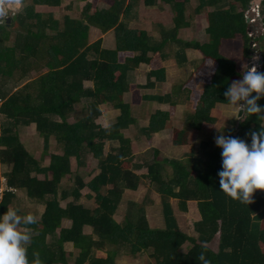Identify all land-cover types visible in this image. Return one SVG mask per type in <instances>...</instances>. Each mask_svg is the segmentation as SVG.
Instances as JSON below:
<instances>
[{"label":"trees","instance_id":"obj_1","mask_svg":"<svg viewBox=\"0 0 264 264\" xmlns=\"http://www.w3.org/2000/svg\"><path fill=\"white\" fill-rule=\"evenodd\" d=\"M62 1L24 0L23 12L12 16L9 23L5 20V24H0V32L7 26L19 28L11 47L3 45L8 34L4 40L0 37V48H5L0 49V77H11L13 73L6 69L2 72L12 61L10 55L2 53L12 52L14 57L16 51V58L21 61L19 67L14 65V69L21 71L18 79L30 69L47 67L46 72L10 94L3 90L4 82L0 80V165L8 167L0 174L5 178L3 186L0 183V190L3 187L0 215L7 208L26 214L18 208V190H23L31 201L44 204L42 216L37 218L39 222L27 226V230L38 233L28 248L29 260L35 250L39 251L44 264H121L115 260L130 243L134 251L149 252L148 257L153 262L147 264H201L197 257L202 251L211 264H264V191L257 190L254 202L249 205L234 201L220 191L217 175L222 170L220 147L207 148L205 157H198L190 149L181 161L165 160L154 150L151 162L144 159L139 164L134 161L132 140L123 132L136 122L129 104L123 101L127 91L139 95L137 102L170 104L169 113L157 112L151 116L150 124L141 129L149 139L165 129L168 117L180 102H188L195 108L194 112L186 114L183 129L174 130L173 143L190 146V131H197L202 123L213 120L210 111L216 103L228 104L224 92L233 81L242 78L253 50L252 43L259 45L262 61L259 71L264 72V0L259 5L263 29L260 36L252 34L245 21L252 0H102L105 6L86 2L78 18L63 15L61 22L52 14L40 18L34 11L35 4L60 7ZM67 1L68 10L72 0ZM139 2L145 6L158 2L168 4L174 24L161 26L159 37L144 29L130 28L129 21L136 16V11L129 7ZM188 2L194 6L187 15ZM91 8L94 9L90 11ZM201 14L207 25L206 41L181 39V31L188 30L190 21ZM89 26L97 27L102 33L114 30L116 47L103 48L101 38L89 42ZM47 30H52L53 34H48ZM237 39L242 43L239 58L229 59L222 52L223 42ZM172 43L180 46L173 53L180 67L189 65L186 50L193 49L202 56L179 90L186 98L176 101L171 94H139V89L164 82L162 61L172 55L167 50ZM36 55L42 57L38 64L33 63L37 60H30ZM140 63L148 65L146 85L133 83L128 76ZM85 81H90L92 87H86ZM80 102H83L80 110L84 117L69 122V117L76 112L75 104ZM108 102L119 108L121 114L106 131L98 119L102 113L100 105ZM257 103L264 106V98ZM263 122L252 115L243 123L238 121L235 129L236 121H232L233 128L226 136L239 137L250 144L251 136L246 134L259 131ZM31 123L43 136L45 146L51 136L62 145L61 154H49V162L43 167L41 159L48 154L34 158L19 138V126ZM107 140L118 141V144L104 152ZM86 153L93 154L99 167L98 174L87 184L95 192L96 207L78 202L80 190L86 186L80 176H75L73 185L61 187L62 179L71 170L70 157L79 169L86 166ZM164 162L169 163L173 171L172 175L167 173V177L163 174ZM143 166L147 167V174L138 175L131 170ZM39 172L43 173V178L38 176ZM141 179H149L153 186H158L164 221L162 230L149 227L145 205L131 206L119 223L115 221L125 190H136ZM69 196L72 199L61 206L60 200ZM171 199L176 200L177 208L186 214L189 203L194 202L197 220L192 222L193 235L180 231ZM64 218L70 220L68 227L62 226ZM86 228L91 232L87 233ZM215 234L216 251L208 247L202 249L201 245H206ZM65 243L72 244V251L66 252ZM185 244L189 245L182 251Z\"/></svg>","mask_w":264,"mask_h":264},{"label":"rangeland","instance_id":"obj_2","mask_svg":"<svg viewBox=\"0 0 264 264\" xmlns=\"http://www.w3.org/2000/svg\"><path fill=\"white\" fill-rule=\"evenodd\" d=\"M95 2V4H98V6H105L106 4L102 2V0H99L98 2L96 0H92ZM194 4L192 2L187 3V9L186 14L188 15L190 11L193 10ZM251 8L254 7L252 3L249 5ZM94 8H91L90 11H92ZM257 9V8H254ZM82 8H71V9H62V8H39L38 5L35 6L34 11L39 14L40 18H45L48 16V14H52L53 17L58 20L59 22L62 21V14L67 13L70 14L71 17L78 18L80 15ZM172 9L171 8H135L136 16L131 18L129 21V27L130 28H138V29H144L147 33L151 34L154 37H159V30L162 27H171L174 24V20H172ZM247 13V11H246ZM245 13V16H246ZM248 16V15H247ZM197 18V19H196ZM194 18L193 21H190V28L188 30H182L181 31V39L184 41L190 42V41H199L204 42L206 41V36L204 33V29L206 28V21L204 16L201 14ZM188 19H190L188 17ZM60 27L61 24H59ZM19 28H9L8 26L5 28V30H2L0 32V37L2 40L6 39V34H8V39L4 42V46L11 47L13 44L14 37L16 36V31H18ZM48 34H53L52 30H47ZM263 33V32H262ZM91 38L93 41L97 40L98 38H101V45L103 48L106 49H114L116 47L115 42V31L109 30L105 33H102L98 28L92 29V35ZM89 42L90 41L88 38ZM241 40L237 39L235 41H224L222 45V52L223 54L229 58V59H237L240 55V49H241ZM3 47V46H2ZM251 48L253 49L250 52L249 60H251L253 64V56L258 55L261 57V52L259 51V45L251 44ZM1 50H4L5 48H0ZM180 49V46L177 43H172V46L167 47V50L170 51L173 55V53ZM21 53V52H17ZM4 55H10L9 57L12 59L11 62H9L7 67H4L2 69V72L6 71L12 72L11 77H0V80L4 82L3 84V90H5L8 94L16 91L17 89L22 88V86L36 78L39 74L44 73L47 71V67L42 66L38 69H30L21 79L19 75L21 74V71L19 68H15V66H20L21 61H19L16 57V51H14V57L12 52L8 53H2ZM186 54L188 57L193 61H200L201 55L194 51L193 49L186 50ZM39 55H36V57H31L30 60L33 62V60H37L36 62H33L34 64L40 63V59L42 57H38ZM248 60V63H249ZM196 63V62H195ZM258 63V62H257ZM199 64V63H198ZM15 65V66H14ZM166 72L169 75V79L164 81V83H159V89L162 93H170L172 90H174L173 85L183 84L188 80V77L190 75V69L189 68H180L176 65V61L174 57L167 59L164 62ZM37 66V65H36ZM259 66V65H258ZM194 68V66H193ZM148 69V66L145 64H140L139 67L132 71V73H129V79L133 81V83H144L146 80H148L145 77L146 70ZM259 71V69H258ZM1 76V72H0ZM0 81V83H1ZM84 85L86 87H92V84L90 81H85ZM173 86V87H172ZM154 90H152L151 93H153ZM139 94H142V92H150L149 89H141L138 91ZM174 92V94H173ZM173 99L174 100H182L183 98H186V96L181 93V91L175 89L173 91ZM139 95H133L131 92L127 91L123 94V101L127 102L129 104L130 109L132 110V116H134L137 120V123L135 125H131L130 128L124 130L126 137L131 138L134 143H132V147L134 144V151L136 154L144 155V158L151 159L152 153L154 150H158L160 152V156L164 157V159L168 160H180L184 158L185 153L189 152L190 149H192V152H194L198 157H205L204 151L210 150V147H214L215 141L214 138L221 133L224 135H227L228 131L233 128V125L231 124L232 121L238 122L239 120L234 118V113L236 111L235 108L230 106L229 104H222V103H216L213 107V110L210 111V117H213V120L202 123L199 130H191L190 131V146H177L173 143L172 139L174 136V130L175 129H183L184 128V122L186 120V114L193 113L194 107L191 105V103L188 102H180L178 104L171 116L168 117L169 121L167 126L164 130L157 133L152 136L151 139L147 138L145 135H143L140 130L141 128H145L150 124V118L152 115H156L157 112H168L170 109V104H163L160 103L158 105H154L151 103H142L141 105L138 104L137 100L140 98ZM1 102V101H0ZM83 102L76 103L75 114L71 115L68 119L69 122H74L76 118L78 117H84V112L81 111V106ZM85 104V101H84ZM100 108L103 109L102 117L99 118L98 122L104 126L106 124H109L114 115L116 113H120V110H113L117 109L114 108L113 103H103L100 105ZM242 115V113H241ZM160 115H157L158 118ZM2 120V115L0 114V121ZM133 124V123H132ZM236 124V123H235ZM264 126V122L262 124ZM19 138L22 141L23 145L27 149V151L33 155L34 158L39 159L41 156V152H44L48 154L46 157H43L41 160V166H46L49 162V154H61L62 152V145L61 143H58L53 136L49 137L48 142L45 146L43 136L40 135L36 129L35 124L31 123L27 126H19ZM138 137V138H137ZM205 143V145L203 144ZM113 144H117L116 141H107L104 144V152H106L108 147L112 146ZM207 144V147H206ZM205 146V147H204ZM45 150V151H44ZM72 169H75V161L73 157H70ZM85 162L87 165V169L83 170L81 172H78L84 180H88L93 175H95L99 171L98 162L97 159L93 156L92 153H86L85 154ZM165 170L163 172L164 177H167V173L172 175V168L171 165L167 162H164ZM8 170L7 166L0 165V174L2 172ZM73 171V170H72ZM75 171V170H74ZM138 174L146 173V171H138ZM40 178H43V173L39 172L37 173ZM49 174V173H48ZM49 176V175H48ZM5 182V178L3 176L0 177V183L3 186ZM73 185V178L69 177L68 175L64 176V178L61 181V187H66V185ZM111 186H109L110 188ZM139 190L137 193H131V197H126L125 201H134L139 203L140 206H143L142 202L144 199L148 196V199L151 200V205L145 206L144 209H148L147 212V219L150 225V228L152 230L155 229H164V222L162 218L161 213V194L157 190V185L155 184L153 186V183H150L149 179H143L141 181L140 185L138 186ZM108 188V189H109ZM2 190V189H1ZM0 190V191H1ZM89 190L87 188H82L80 190V198L78 202L87 203L88 205L97 206L95 199H94V193L92 192V199L87 197V192ZM17 194L20 198L19 206L18 208L21 210V212L24 213H33L36 214L37 218L40 217L41 213L44 209L43 203H35L31 201L29 198L26 197V194L23 190H18ZM72 197L69 196L67 199L60 200V205L64 206L67 201L71 200ZM124 202L122 205V208L119 209L118 213L115 216V221L119 223L123 216L127 214L128 206L127 203ZM170 203L172 205V209L174 212L175 217L178 220V225L180 228V231L187 235H193L192 232V222L193 220H197V215L195 212H193V209L195 208L194 202L189 203V213H182L177 208V201L174 199L170 200ZM63 226L69 225L68 220H62ZM59 230H57L58 232ZM87 233H90L91 230L86 229ZM217 234L213 236V238L206 243V247H208L211 251L215 252L217 248ZM189 244H185L182 247V251H185L187 249V246ZM130 243H127L125 245V248L121 250L120 254L116 258V263L121 264H147L148 262H153L152 259L148 257L149 252L144 251H134L131 248ZM71 247L70 245H67L66 251L70 252ZM125 253H129V255H124ZM73 261V260H72Z\"/></svg>","mask_w":264,"mask_h":264},{"label":"clouds","instance_id":"obj_3","mask_svg":"<svg viewBox=\"0 0 264 264\" xmlns=\"http://www.w3.org/2000/svg\"><path fill=\"white\" fill-rule=\"evenodd\" d=\"M24 7V0H0V24H5L6 18L22 13ZM257 15L259 17V13ZM252 59V66L243 72L242 78L233 81L224 92L228 104L236 109L234 118L241 123L252 115L264 120V106L257 103L264 98V72L258 71L259 56ZM104 127L109 131L111 125ZM246 135L251 136L250 144L222 133L214 141L222 149V170L217 173L220 191L234 201L249 205L254 202L257 190L264 191V126ZM38 222L36 214L20 215L15 208H7L0 215V264H44L39 251L32 252L31 261L28 257V248L38 233L27 230V226ZM201 247L206 250V245ZM197 259L201 264H211L204 251Z\"/></svg>","mask_w":264,"mask_h":264},{"label":"crops","instance_id":"obj_4","mask_svg":"<svg viewBox=\"0 0 264 264\" xmlns=\"http://www.w3.org/2000/svg\"><path fill=\"white\" fill-rule=\"evenodd\" d=\"M97 2L99 1V0H96ZM86 2H93L92 0H72V5H71V8H83L84 7V5L86 4ZM67 3H68V1L67 0H63L62 1V3H61V6L59 7V6H50V5H47V4H35L34 5V8H35V6H37L38 5V7L39 8H51V7H56V8H62V9H64L65 8V6L67 5ZM93 3H95V2H93ZM96 5H98V4H96ZM101 6V5H100ZM164 6V8H170L169 7V5L168 4H165V3H156L155 5H151V6H145L142 2H139L138 4H133V5H130V7L129 8H161V7H163ZM103 7V6H102ZM81 13V12H80ZM63 15H68L69 17H71L70 16V14H67V13H64L63 12V14H62V17H63ZM71 18H76V17H71ZM93 27L94 28H97V27H95V26H89V29H88V38H89V40L90 41H93L92 40V38H91V35H92V29H93ZM100 30V29H99ZM115 39V38H114ZM14 41V40H13ZM179 50V49H178ZM191 50V49H190ZM177 51V50H176ZM195 51V50H194ZM199 53V52H198ZM200 54V53H199ZM187 55V54H186ZM201 55V54H200ZM172 57H174V54L173 55H171L170 57H168V58H166L165 60H163L162 61V65L165 67V65H164V62L167 60V59H169V58H172ZM202 57V56H201ZM174 59H175V61H176V58L174 57ZM187 59H188V61H189V65L187 66V67H180L178 64H177V62H176V65L179 67V69L180 68H189L190 69V73L194 70V68H195V65L196 64H198L200 61H195L194 63H193V61L188 57V55H187ZM200 60H201V58H200ZM140 64H145L146 66H148L146 63H140ZM139 64V65H140ZM151 65H153V63H151ZM193 66H194V68H193ZM139 67V66H138ZM137 69V68H136ZM135 70V69H134ZM147 71H148V69L146 70V73H145V77L148 79V75H146V74H148L147 73ZM132 73V71H130V74ZM190 76V75H189ZM189 78V77H188ZM152 79V81H154L155 80V77H152L151 78ZM167 79H169V75L167 74V72H166V68H165V78H164V81H166ZM147 81L148 80H146V82H144V83H139V84H141V85H146L147 84ZM158 83H160V82H158ZM158 83H156V85H154L153 87H149V86H147V87H144V88H142V89H149L150 90V92H142V94L143 95H149V96H154V95H168V94H171V95H173L174 94V92L173 91H175V89H177V90H180V88H181V86L184 84H178V85H173V86H175L174 87V90H172L170 93H167V92H165V93H161L160 92V90H158L160 87H159V84ZM161 83H164V82H161ZM172 86V87H173ZM141 89H139L138 91H140ZM152 90H154L153 91V93H151L152 92ZM172 92H173V94H172ZM132 94V93H131ZM184 94V93H183ZM133 96V95H132ZM124 98V97H123ZM124 103H127V102H124ZM142 103H151V104H156V105H158V104H160V102H158V101H145V100H142V101H139L138 102V104H142ZM105 104V103H104ZM128 104V103H127ZM163 104H167V103H163ZM83 105V104H82ZM115 108V107H114ZM102 110V113L104 112L103 111V109H101ZM113 110H120L119 108H117V109H113ZM132 111V110H131ZM169 111H170V109H169ZM169 111L168 112H165V113H163V112H161V113H163V114H167V113H169ZM102 113H101V115H100V118L102 117ZM121 114V110H120V113H116L115 115H114V117H113V119H112V121L109 123V124H111V123H114L116 120H117V117L119 116ZM161 118H163V115L161 116ZM136 119V118H135ZM151 119V118H150ZM135 123H137V120H136V122H133V124L131 123L130 125H129V127L128 128H130V126L132 125H135ZM108 124V125H109ZM128 128H125V129H123V132H124V130H126V129H128ZM142 129V128H141ZM140 132H141V130H140ZM161 132V131H160ZM159 133V132H158ZM124 134H125V132H124ZM157 133H155V135H156ZM125 136H126V134H125ZM153 137H154V135H153ZM127 138H129V137H127ZM138 138V137H137ZM131 139V138H130ZM132 140V139H131ZM108 141V140H107ZM106 141V142H107ZM172 141H173V139H172ZM112 142H114V140H112ZM117 142V144H118V141H116ZM132 143H134V141L132 140ZM117 144H113L112 146H115V145H117ZM136 144H134L133 145V154L135 155V162H138L139 164L140 163H142V162H144L145 160H147L148 162L150 161H152V158L151 159H146V158H144V155H139V154H136V152L134 151V146H135ZM108 150H109V147L107 148ZM107 150V151H108ZM42 153H44V152H41V154ZM46 157V156H45ZM164 158V157H163ZM145 159V160H144ZM71 161V160H70ZM75 161V160H74ZM84 168V169H83ZM82 169L83 170H85V169H87V165L86 166H84V167H81V168H79V169H76V163H75V169H72V164H71V170H70V173L69 174H66V175H68L69 177H72L73 178V181H74V178H75V176H80L81 178H82V180H83V182L86 184V186L85 187H83V188H87L89 191L87 192V197L88 198H91L92 199V192L94 193V196H95V192L90 188V187H88V185L87 184H89V182H90V180L96 175V174H98V172L95 174V175H93L91 178H89L88 180H84V178L80 175V174H78V172H81L82 171ZM73 170V171H72ZM75 170V171H74ZM131 170L133 171V173H135V174H138L137 172L138 171H146V173H143V174H138V175H144V174H147V167L146 166H143L142 168H140V169H136V168H131ZM141 181H143V179H141ZM141 181H140V183H141ZM140 183L138 184V186L140 185ZM67 185H69V184H67ZM71 186V185H70ZM138 190H139V187L136 189V190H133V189H126L125 190V192H124V195H123V198H122V202H121V205H120V209L122 208V205H123V203L124 202H126L125 201V198L126 197H131L130 196V194L131 193H137L138 192ZM88 195H91V196H88ZM95 198V197H94ZM151 198L150 199H148V196L144 199V201L142 202L143 204H145V206H147V205H151ZM127 204V206H128V209L131 207V206H133V207H135L136 205H139V203H137V202H134V201H128V202H126ZM128 209H127V213H128ZM147 212H148V209H147V211H146V209H145V215H146V219H147ZM163 218V217H162ZM177 219V218H176ZM63 220H68L69 221V225H70V220L69 219H67V218H64ZM122 220V219H121ZM147 222H148V219H147ZM164 222V221H163ZM177 222H178V220H177ZM148 224H149V222H148ZM69 225H67V226H64V227H68ZM62 226H63V224H62ZM179 226V225H178ZM149 227H150V225H149ZM86 229H89V230H91L90 228H86ZM86 229H85V231H86ZM67 245H70V247H71V250L70 251H72V244L71 243H68V244H66L65 243V247H67ZM65 250H66V248H65ZM67 252V251H66Z\"/></svg>","mask_w":264,"mask_h":264},{"label":"water","instance_id":"obj_5","mask_svg":"<svg viewBox=\"0 0 264 264\" xmlns=\"http://www.w3.org/2000/svg\"><path fill=\"white\" fill-rule=\"evenodd\" d=\"M261 1L262 0H252L251 3L254 5V7L251 8L249 6L248 9H247L246 16H245V21H246V23L249 26V31L252 34H255L256 36H260L262 34V32H263V29L261 28L260 19H259L258 15L254 11L255 10L254 8L259 7ZM251 19H254V20L251 21ZM6 21H7V23H9L10 17L6 18ZM261 63H262L261 57H259V61H258V65H259L258 69L259 70H260V67H261ZM251 66H252V62H251V60H249V63L247 65V69L250 68ZM237 127H238V122H236V124H235V129H237Z\"/></svg>","mask_w":264,"mask_h":264},{"label":"built area","instance_id":"obj_6","mask_svg":"<svg viewBox=\"0 0 264 264\" xmlns=\"http://www.w3.org/2000/svg\"><path fill=\"white\" fill-rule=\"evenodd\" d=\"M257 9H255L254 11H255V13H259V8L258 7H256ZM253 19H251V21H252ZM2 189H3V187H2Z\"/></svg>","mask_w":264,"mask_h":264}]
</instances>
